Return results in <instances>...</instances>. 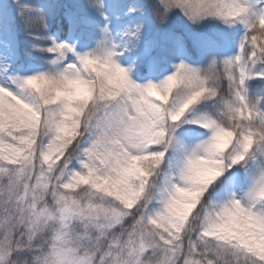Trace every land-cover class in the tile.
<instances>
[{"label":"snow or ice","instance_id":"1","mask_svg":"<svg viewBox=\"0 0 264 264\" xmlns=\"http://www.w3.org/2000/svg\"><path fill=\"white\" fill-rule=\"evenodd\" d=\"M0 264H264V0H0Z\"/></svg>","mask_w":264,"mask_h":264},{"label":"rangeland","instance_id":"2","mask_svg":"<svg viewBox=\"0 0 264 264\" xmlns=\"http://www.w3.org/2000/svg\"><path fill=\"white\" fill-rule=\"evenodd\" d=\"M9 2H11V0H9ZM53 3H70L73 2V0H52ZM62 16V13L57 12L54 14V16L51 18L50 23H54L56 22L57 19H59ZM181 26V23L178 19H173V21L171 22L170 27L172 28H178ZM22 40V39H21ZM257 91H259L258 88H256Z\"/></svg>","mask_w":264,"mask_h":264},{"label":"trees","instance_id":"3","mask_svg":"<svg viewBox=\"0 0 264 264\" xmlns=\"http://www.w3.org/2000/svg\"><path fill=\"white\" fill-rule=\"evenodd\" d=\"M60 21H61V17L59 19L56 20V22L52 23L53 25V30H55V28L60 24ZM21 39L23 40L24 37L22 36ZM260 87L261 86H257L256 88H258L260 90Z\"/></svg>","mask_w":264,"mask_h":264}]
</instances>
